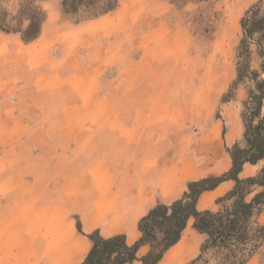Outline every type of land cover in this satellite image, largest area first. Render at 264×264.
<instances>
[{"label":"rangeland","instance_id":"1","mask_svg":"<svg viewBox=\"0 0 264 264\" xmlns=\"http://www.w3.org/2000/svg\"><path fill=\"white\" fill-rule=\"evenodd\" d=\"M39 1L0 0V29L17 31L23 40L30 19H46ZM60 1L53 0L55 7L48 10L56 11ZM255 2L120 0L97 22L87 19V13L80 14V22L51 15L49 23L57 29L47 53L54 58L52 90L79 91L73 96L78 105L65 110L61 98L39 99L31 104L32 119H47L48 125L67 121L79 128L67 131L69 146L61 145L60 130L13 129L16 84H0V264H41L50 257L34 256L36 249L48 255L66 247L68 222L73 227L79 219L71 208L79 195L71 184H60L73 171L84 172L79 203L87 206L96 196L103 203L115 201L117 185L130 183L141 159L148 168L156 156L174 155L176 169L191 180L229 168L226 149L242 133L247 89L240 85L230 102L220 100L236 77L240 20ZM257 63L254 55L252 67ZM47 136L57 141L44 145ZM62 151L69 160L60 162ZM45 153L55 160L32 161ZM24 198L30 208L14 206ZM106 215L104 220L112 216ZM21 223L29 242L21 235ZM202 242V236L188 229L181 245L196 251L194 259ZM24 245L30 251L27 259L17 255ZM246 264H264V246Z\"/></svg>","mask_w":264,"mask_h":264},{"label":"trees","instance_id":"2","mask_svg":"<svg viewBox=\"0 0 264 264\" xmlns=\"http://www.w3.org/2000/svg\"><path fill=\"white\" fill-rule=\"evenodd\" d=\"M120 0H61L63 14L75 17L87 13V19L103 16L119 5ZM177 0H170L174 3ZM42 19H30L22 33L23 41L38 36ZM241 38L234 49L236 77L222 104L232 100L234 91L244 85L242 133L226 149L229 168L220 175L206 176L186 183L176 199L157 202L137 221L139 239L130 244L124 234L103 237L98 230L84 234L79 221L76 230L91 243L79 264H158L164 254L176 245L190 220L192 228L203 235L198 255L186 264H246L264 246V0H257L240 20ZM254 55L257 67H252ZM245 165L258 166L255 174L241 177ZM232 181V188L215 200L216 210H198L205 192L221 183ZM141 246L148 252L139 256Z\"/></svg>","mask_w":264,"mask_h":264},{"label":"crops","instance_id":"3","mask_svg":"<svg viewBox=\"0 0 264 264\" xmlns=\"http://www.w3.org/2000/svg\"><path fill=\"white\" fill-rule=\"evenodd\" d=\"M38 4L41 8L47 11V16L46 19L42 21L36 39L24 42L17 31L5 32L0 29V84H2L3 87L13 82L16 84L13 100V129L21 130L30 127L31 129L44 131V133H47L48 130H60L61 145L69 146L72 142L69 141L70 138L67 131L71 128L78 129L79 125L76 127H70L69 122L67 121H59L52 124L49 122L48 125V123H46L48 122L47 119L44 120L43 123H36V120H33L35 119V112L34 110L32 111L31 104L39 101V99H41V102L44 100L47 102L56 98H61V101H59L61 103L60 105H67L65 110H69L70 108H74L75 105H78L76 100H73V96L75 94H80L79 91H71L70 95V91L66 89H59L58 91L52 90L51 85L54 81V76L56 77L52 69V59L54 60V58L52 55V58L48 57L47 53L48 50L52 48L48 44L51 39L50 37L53 34H57V29L49 22H51V15L53 14L57 17H67L68 15L62 13L60 6L56 11L55 8L48 10L50 6L55 7L53 0H40ZM105 16L106 14L90 21L97 22L102 20ZM96 29L97 28L94 30ZM98 35L99 33L96 36ZM55 59H59V57ZM5 90L7 89H2L1 94H6ZM75 98L77 99V97ZM65 99L68 101L67 104L65 101L62 103ZM97 110H99L98 107ZM46 139L44 145H53L54 141H57V139H50L48 136ZM40 144L42 145L43 143ZM53 156L54 155L49 156L45 153L43 155L41 154L35 160L32 159V161L36 162V160H38L52 162L55 160ZM58 156L60 162L69 160L68 153H65L64 151ZM149 160L150 159L148 158L147 162ZM175 160L176 157H174V155H171L169 159L156 156L155 161H153L155 163L148 168H146L145 159L138 160L135 163L136 169L134 178L132 176L131 180H129L130 183L126 182V184L117 185V193H115L117 196L114 197L115 201L113 202L103 203L97 200L99 196H96V198L94 197L91 201L87 202V206L81 204V202L79 203V196L85 187V181L83 180V177H85L84 172L80 170L68 174L66 176L68 177L66 181L60 185L61 188H63L64 186L68 187L71 184V186L77 190L76 193L79 196L76 199V205L71 208H74L77 211V215H79L78 221L84 234H90L95 230H98L103 237L124 234L128 243L132 244L140 237L137 230V221L139 218L145 215L146 212L158 201L168 203L178 198L184 191L185 182L191 180L182 175L180 170L176 169L174 164ZM257 169L258 166L245 165L241 177L251 176L256 173ZM17 178L18 179H13V182H18L20 178ZM69 179H71V183H69ZM72 179L76 180L73 182ZM232 186V181H225L213 191L203 193L198 201V210H216L217 206L215 205V200L226 194ZM16 190L19 189L14 185L12 192L14 195L18 196L20 192ZM83 200L84 199H82V201ZM14 206L30 208L31 205L30 202L25 201L24 198L22 202H14ZM49 206L52 209L58 207H54V203H49ZM106 214L112 216L104 220V217L107 216ZM76 223L71 227L68 222L71 236H69V240L66 241L67 245L65 248L57 250L54 253L51 252L52 254L50 253L48 255L44 253L45 250H35L36 255L34 256L36 257H50V260H46L41 264H79L83 261L91 243L83 234H80L76 230ZM192 223L193 221L190 220L180 241L164 254L162 260L158 264L169 263L171 261L175 264H186L192 260L196 251H193V249L188 246L182 249V246L184 245H181L184 240V234L188 229H190L192 235L194 232L203 237V235L199 234L192 228ZM24 226L25 224L21 223V235L23 239L29 242L32 239L26 234ZM148 250L149 248L147 246H141L138 255L140 257L144 256ZM17 255L21 258L24 257V259H27V257L30 256V251L27 249V246L24 245L23 249H21ZM134 264L142 263L138 261Z\"/></svg>","mask_w":264,"mask_h":264}]
</instances>
